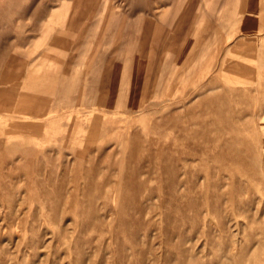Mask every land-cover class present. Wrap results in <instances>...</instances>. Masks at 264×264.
<instances>
[{
    "label": "rangeland",
    "instance_id": "374dc122",
    "mask_svg": "<svg viewBox=\"0 0 264 264\" xmlns=\"http://www.w3.org/2000/svg\"><path fill=\"white\" fill-rule=\"evenodd\" d=\"M0 264H264V0H0Z\"/></svg>",
    "mask_w": 264,
    "mask_h": 264
}]
</instances>
